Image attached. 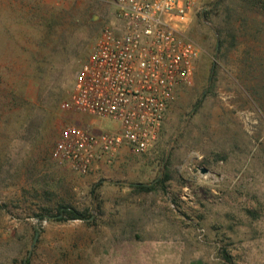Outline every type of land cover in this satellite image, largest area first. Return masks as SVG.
Returning <instances> with one entry per match:
<instances>
[{"label": "rangeland", "instance_id": "rangeland-1", "mask_svg": "<svg viewBox=\"0 0 264 264\" xmlns=\"http://www.w3.org/2000/svg\"><path fill=\"white\" fill-rule=\"evenodd\" d=\"M109 2L0 0V264H264V112L243 86L259 85L264 30L227 19L240 0H201L186 26L202 50L196 75L152 149L123 146L85 174L51 158L66 124L101 126L46 100L115 24ZM232 27L234 48L229 36L219 48ZM60 205L88 219L57 221Z\"/></svg>", "mask_w": 264, "mask_h": 264}, {"label": "built area", "instance_id": "built-area-1", "mask_svg": "<svg viewBox=\"0 0 264 264\" xmlns=\"http://www.w3.org/2000/svg\"><path fill=\"white\" fill-rule=\"evenodd\" d=\"M115 24L102 27L59 112L94 117L115 129L76 121L59 133L51 158L79 174L123 146L152 149L166 109L195 78L202 50L186 30L201 0H110Z\"/></svg>", "mask_w": 264, "mask_h": 264}, {"label": "trees", "instance_id": "trees-1", "mask_svg": "<svg viewBox=\"0 0 264 264\" xmlns=\"http://www.w3.org/2000/svg\"><path fill=\"white\" fill-rule=\"evenodd\" d=\"M240 2H241L240 5L241 12L235 9L232 14V11L227 9L225 11L227 19L234 17L233 22L234 21H238V22L241 21L244 23L249 22V24H251L252 26L253 24L258 26L257 31H263L264 30V0H240ZM235 31H238V29L236 28L233 29V27L230 28L229 30L230 33L227 32V34L225 35V40L223 39V41H220L219 48H222V46H224V44L226 43V37L228 36L230 37L229 46L230 48H234L236 36H237ZM216 34L218 35L219 38L222 37V30L219 25L216 27ZM189 35L195 40L194 33H189ZM249 65L251 68L252 63H250ZM258 67L260 68V75L257 79L259 85H252V84L250 85L248 83H244L243 86L245 87V90L248 93V95L252 98V101L255 103V105L257 107H260V109H263L264 112V99H263L264 98V61H262V64H258ZM76 71L77 69L73 72L72 76H69V73L66 74L65 72H63L60 75H57L55 82H53L50 85L49 90L47 91L48 99L46 100V107L48 109L50 108V110H52L53 108L55 113L58 111L59 104L65 101L64 99L67 98L71 92V86ZM63 90L66 91V94L64 95V97L59 99L57 95L60 96ZM165 176H166L165 181H167L169 177L168 175ZM152 189H153V185L138 186V190L144 192H150ZM57 210H58L57 216L54 217L57 221H70V220L86 221L88 219L83 213L71 207L60 205V207H58ZM248 215L251 216V218L253 219H256L257 218L256 216H258L257 214H253V212H249ZM24 264H29V260L27 259L24 262Z\"/></svg>", "mask_w": 264, "mask_h": 264}, {"label": "water", "instance_id": "water-1", "mask_svg": "<svg viewBox=\"0 0 264 264\" xmlns=\"http://www.w3.org/2000/svg\"><path fill=\"white\" fill-rule=\"evenodd\" d=\"M201 172H202V173H206L207 170H206V169H201ZM37 236H38V234L36 233V234H35V237H34V243H35V241H36V239H37Z\"/></svg>", "mask_w": 264, "mask_h": 264}, {"label": "crops", "instance_id": "crops-1", "mask_svg": "<svg viewBox=\"0 0 264 264\" xmlns=\"http://www.w3.org/2000/svg\"><path fill=\"white\" fill-rule=\"evenodd\" d=\"M101 126H103V122H101ZM104 127V126H103Z\"/></svg>", "mask_w": 264, "mask_h": 264}]
</instances>
